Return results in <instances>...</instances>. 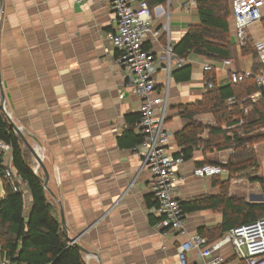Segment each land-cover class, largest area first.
Segmentation results:
<instances>
[{
  "label": "crops",
  "instance_id": "1",
  "mask_svg": "<svg viewBox=\"0 0 264 264\" xmlns=\"http://www.w3.org/2000/svg\"><path fill=\"white\" fill-rule=\"evenodd\" d=\"M139 1L129 0L132 5ZM150 9L151 29L159 35L149 34L144 48L161 59L154 79L157 93L166 104L167 149L176 156L180 148L174 136L191 122L206 128L198 137L202 142H207L210 128L216 126L212 113L194 114L190 119L179 109L203 99L208 89L204 64L212 65L219 85L229 83L228 66L225 61L190 55L181 69L176 67L173 54L167 67L163 58L166 48L172 49L190 27L200 24L197 3L166 0ZM228 26L235 49L230 67L252 73L259 61L253 45L264 44L262 21L249 28L252 52L245 54L237 45L231 16ZM114 29V15L106 0H0V103L36 148L40 158L37 171L47 181V198L55 206L59 221L63 214V234L69 244L75 240L86 250L82 253L85 264H180L176 247L185 237L158 228L156 203L149 207L147 202L152 196L148 191L150 171L141 155L132 150L134 146L127 145L128 140L122 144L128 119L139 114L140 103L126 88L125 75L115 63L117 52L109 40ZM257 120L253 107L247 108L244 121L250 124ZM263 133L260 130L240 136ZM254 149L259 171L251 176L253 181L232 179L228 197L263 205L264 192L257 180H264V142ZM231 154L229 149L207 153L202 148L194 150L179 167L183 180L175 183V198L188 203L200 196L218 197L229 174L198 178L192 171L204 161L223 168ZM221 224L218 209L185 214L189 234L201 231L208 237ZM218 253L223 264H243L234 257L229 244ZM197 257V251H191L186 264H195Z\"/></svg>",
  "mask_w": 264,
  "mask_h": 264
},
{
  "label": "trees",
  "instance_id": "2",
  "mask_svg": "<svg viewBox=\"0 0 264 264\" xmlns=\"http://www.w3.org/2000/svg\"><path fill=\"white\" fill-rule=\"evenodd\" d=\"M144 1L149 8L166 2V0ZM231 1L196 0L200 24L190 27L182 40L172 48L174 56L182 60H186L190 55L202 56L214 61L235 60V49L230 41L228 26V18L230 16L232 18ZM262 23L264 26V19ZM249 47L248 42L241 48L242 53L252 52ZM255 56L257 57L256 53ZM260 67L258 61L252 73L256 74ZM206 80L212 84V87L207 89L203 99L191 105L181 106L179 109L182 116L190 119L194 114L212 113L216 126L210 128L207 142H202L198 138L206 128L195 122H191L174 137L180 148V153L176 156L182 155L184 160L190 159L193 151L198 148H202L204 153L232 150L227 164L223 167L229 175L228 180L221 184L220 195L200 196L188 203L180 202L184 215L205 208L218 209L221 212L220 228L214 230V234L204 237L212 243L230 229L264 217V204L250 205L242 200L228 197V187L232 179L245 177L253 181L251 176L259 171L254 146L264 142V133L258 137L247 138L241 137L240 134L248 135L260 130L264 132V103L252 102L249 98L257 92L252 77L241 83L229 82L227 85H219L212 70L206 74ZM232 97L234 103H228V99ZM249 107H253L258 120L247 124L244 121V114ZM138 120L139 114L128 119V126L122 138L123 145H125L123 140H128L129 147L140 143L141 138L134 131ZM229 134L231 136H228ZM0 141L11 147L12 168L27 183L26 196L12 189L11 184L4 179V160L3 155L0 154V180L3 190V196L0 198V259L9 260L12 264H85L82 253L74 245H70L64 237L58 212L48 200L43 187V178L38 171L36 174L32 172V157L30 162L27 159L31 153L10 127L1 105ZM204 164L205 161L198 166ZM248 170L249 173L246 172ZM257 181L264 192V180ZM27 197L30 199L29 206H26ZM147 202L149 207L155 206L152 196ZM199 235L203 237L201 231Z\"/></svg>",
  "mask_w": 264,
  "mask_h": 264
},
{
  "label": "built area",
  "instance_id": "3",
  "mask_svg": "<svg viewBox=\"0 0 264 264\" xmlns=\"http://www.w3.org/2000/svg\"><path fill=\"white\" fill-rule=\"evenodd\" d=\"M87 0H75L84 3ZM114 15V32L109 40L117 55L115 63L122 69L126 88L139 99V120L134 126V131L141 138L132 150L139 153L143 165L150 171L148 191L156 203V214L159 216L158 228L163 231L185 237L176 247V255L180 264H186L187 255L197 251L198 257L195 264H223L219 255L220 248L229 244L233 255L243 264H264V217L254 222L240 225L226 232L219 240L209 243L199 234H189L185 227V215L181 209L180 201L174 196L175 183L183 180L179 176V167L183 164L182 155H172L168 152L169 133L165 130V99L157 93L155 85V71L160 57L144 48L146 37H154L159 31L151 29V9L148 4L140 0L136 5L129 0H106ZM231 14L234 25V34L237 45L243 48L248 43V30L264 19V0H232ZM257 58L261 64L258 72L240 73L230 67V61H225L228 66L226 77L229 82L241 83L253 78L257 92L249 98L252 102L264 103V44L254 43ZM169 67L173 59V52L168 46L163 54ZM176 67L184 65V60L176 58ZM213 70L210 63H205L203 72ZM208 88L211 83L206 81ZM234 98L228 99L233 104ZM4 108V107H3ZM0 154L7 155L4 161V179L9 182L14 191L27 195V183L12 168L11 147L0 141ZM36 165V166H35ZM32 172L37 173V163L33 160ZM228 172L218 166L204 164L195 167L192 175L198 178L219 176ZM0 264H12L9 260L0 259Z\"/></svg>",
  "mask_w": 264,
  "mask_h": 264
},
{
  "label": "water",
  "instance_id": "4",
  "mask_svg": "<svg viewBox=\"0 0 264 264\" xmlns=\"http://www.w3.org/2000/svg\"><path fill=\"white\" fill-rule=\"evenodd\" d=\"M2 109L5 112V116H6V119H7L8 123H9L10 127L21 138V140L23 141L24 145L29 149L33 160L36 163L39 164L40 163V158H39V155L37 154L36 148L33 147V145H31L29 143V141L27 140V137H26V134H25L24 130L20 126L16 125V123H14L12 121L10 115L4 110L3 107H2ZM42 184H43L44 189L48 191L47 181L46 180H42ZM60 223H61L62 232H64L65 231V222H64V217H63L62 213H60ZM70 245H74L81 253H86V250L81 245H79L75 240H71L70 241Z\"/></svg>",
  "mask_w": 264,
  "mask_h": 264
},
{
  "label": "rangeland",
  "instance_id": "5",
  "mask_svg": "<svg viewBox=\"0 0 264 264\" xmlns=\"http://www.w3.org/2000/svg\"><path fill=\"white\" fill-rule=\"evenodd\" d=\"M0 105H1V103H0ZM1 106H2V105H1ZM30 158H31V155H30V156L28 155V158H27V159H28V162H30V161H29ZM32 162H33V160H32ZM32 165H33V163H32ZM35 166H36V165H35ZM0 183H1V182H0Z\"/></svg>",
  "mask_w": 264,
  "mask_h": 264
},
{
  "label": "bare ground",
  "instance_id": "6",
  "mask_svg": "<svg viewBox=\"0 0 264 264\" xmlns=\"http://www.w3.org/2000/svg\"><path fill=\"white\" fill-rule=\"evenodd\" d=\"M4 107V106H3Z\"/></svg>",
  "mask_w": 264,
  "mask_h": 264
}]
</instances>
